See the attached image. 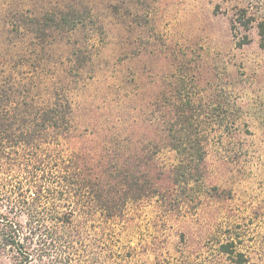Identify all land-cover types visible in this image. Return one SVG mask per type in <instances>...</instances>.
Masks as SVG:
<instances>
[{"label": "rangeland", "instance_id": "obj_1", "mask_svg": "<svg viewBox=\"0 0 264 264\" xmlns=\"http://www.w3.org/2000/svg\"><path fill=\"white\" fill-rule=\"evenodd\" d=\"M263 18L264 0H0V100L57 103L68 125L45 134L126 197L95 218L99 264L104 245L106 264H264Z\"/></svg>", "mask_w": 264, "mask_h": 264}, {"label": "trees", "instance_id": "obj_2", "mask_svg": "<svg viewBox=\"0 0 264 264\" xmlns=\"http://www.w3.org/2000/svg\"><path fill=\"white\" fill-rule=\"evenodd\" d=\"M248 20L243 23L247 30L252 22ZM257 27L264 47V18ZM248 42L244 36L239 44ZM3 102L0 100V174L20 176L24 182L12 185L9 192L3 189L9 178L0 183V254L9 264H99L97 251L103 247L98 249L91 234L95 218L100 214L106 223L123 220L124 208L114 201L119 196L123 204L126 197L120 198L121 192L110 189L104 171L99 175L95 166L82 164L78 157H62L59 143L45 134L48 123L55 129L68 125L65 115L53 108L57 103L49 113L33 109L20 114L8 107L18 103ZM104 248V264L113 258L123 262L111 247Z\"/></svg>", "mask_w": 264, "mask_h": 264}]
</instances>
